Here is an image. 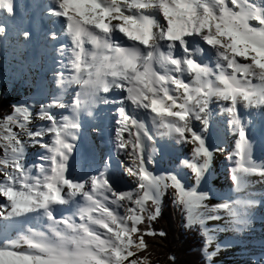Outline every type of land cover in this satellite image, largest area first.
<instances>
[{
  "label": "snow or ice",
  "instance_id": "obj_1",
  "mask_svg": "<svg viewBox=\"0 0 264 264\" xmlns=\"http://www.w3.org/2000/svg\"><path fill=\"white\" fill-rule=\"evenodd\" d=\"M53 4L51 15L63 18L73 45L70 67L76 76L71 82L79 91L74 93L72 112L101 101L118 104L115 147L132 157L126 172L137 178V186L117 190L104 173L86 179L68 174V154L73 151L69 141L76 138L80 124L67 116L58 119L50 111L65 107L60 103L42 105L39 116L47 125L27 133L44 149L33 174L23 162V142L11 127L18 122L25 129L31 113L27 106H15L14 115L5 118V142L0 144L4 151L0 193L10 207L6 218L45 217L48 231L29 229L31 234L22 238L27 251L16 250L17 240L0 244V264H146L148 255H139L149 249L146 237L166 233L142 230L140 225L158 219L170 186L176 193L173 203L186 213L185 228L198 225L206 230L208 222L226 218L221 212L242 222L245 217L240 206L230 198L211 209L216 215L205 217L194 210L212 201L210 191L186 188L173 173L149 171L144 140L155 136L136 114H154L156 135L192 145L191 159L181 163L200 182L210 172L214 152L193 122L207 126L213 106H218L239 137L227 156L235 190L244 188L253 176L264 183V159L257 162L253 158L239 115L241 107L264 111V0H53ZM0 10L13 13L11 0H0ZM117 33L130 43L121 44L115 38ZM198 42L210 48L206 50ZM87 44L94 50L89 51ZM207 51L215 58L214 64L197 59ZM186 75L191 80L186 81ZM249 77L258 78L259 83ZM114 90L120 93L118 99L103 95ZM45 135L50 142L43 141ZM215 151H220L219 146ZM77 197L87 206L68 217L54 215L56 206L78 204L79 200H73ZM254 204L248 200L242 207L247 210ZM0 215L5 213L0 210Z\"/></svg>",
  "mask_w": 264,
  "mask_h": 264
},
{
  "label": "rangeland",
  "instance_id": "obj_2",
  "mask_svg": "<svg viewBox=\"0 0 264 264\" xmlns=\"http://www.w3.org/2000/svg\"><path fill=\"white\" fill-rule=\"evenodd\" d=\"M49 5H51V4H49ZM13 33H15V31L11 32L10 34H13ZM1 41H2V38H0V42ZM0 48H2V46H0ZM29 52L30 51L23 52L21 48L8 49L7 51H5L6 56H2L1 52H0V67H1L0 68V74H1L2 70L5 72V74L3 75V78L0 77V87L2 86V84L7 83L10 87L13 88V86H16L17 80H19V79H22V80H24L25 83H28V80L22 77L24 75V71L21 72V75H18L15 68L18 67L17 62L21 61L23 59L24 55L28 54ZM239 59H240V62L245 61L244 58H239ZM25 70H27L29 72V74H31V76L33 75L32 78H35V76H34L35 68L34 67H32L31 69L26 68ZM251 78L255 79V77H251ZM33 87H35L36 89L32 90ZM17 89L19 90V87ZM22 90L23 89H21V91H16V92L21 96V99L23 101H26L27 97L24 96L25 90L24 91H22ZM28 90L30 91V93L32 95L36 92H38L39 94L44 93L43 86L42 85H36L35 83L31 84V87H28ZM43 98L47 99L45 106L49 105V103L50 104L55 103L54 97L51 99L50 96L43 94ZM31 105L34 109L36 107H39V108H36L34 110V114L31 115V119L27 122V126L23 130L24 131V133H23L24 141L21 140L23 142V150H24L23 151V158L26 157L28 152L35 150L36 147L38 146V145H35L33 143L32 138H30L27 135V133L29 131H36L37 129L39 130L42 126L47 125V123H48L47 121L40 119V116H39L41 106L43 104H34V102L31 101ZM64 110H65V107H62V108L61 107H52L50 109L51 112L55 113V115L58 119H59V115H61L64 112ZM216 110L217 109H213V111H216ZM217 111L219 112L218 115H220L221 118L209 119V123H208L209 125L207 127L203 128L202 126H204V125L201 122H194L195 124L202 127V129L199 131L203 132L202 135L205 138L206 143L208 145L212 146L213 152H214L212 160L210 161V165H209L210 172L208 173L205 180H201L200 182H198L196 175L191 171V169L186 168L181 163V161H184L186 159L187 160L191 159V157H192V151H191L192 145L185 144L184 147L188 153H183L185 151V149L184 148L179 149L180 147H182L181 144H172V146H174V147L177 146L181 152L174 153L172 150H170L171 155H170V157H168L170 160H175V162L168 164V166H172L173 164H176V163L180 164L181 167L179 169V172L176 175L178 176V178L181 180V182L184 184V186L186 188L195 187L199 191H210L212 193V195H213L212 201H205L204 206H201V207L194 210L196 214L203 215L205 217H207L209 214L216 215V213L211 212V209L214 208L215 205L219 204V202H221V201H216V199L214 197H219V198L222 197L223 193L225 191H227V188L232 187L233 190H232V193H230V197L225 198V200H229V198H230V202H235L234 199L237 196V194L239 193V191L235 190L234 185L232 184L231 180L229 179V170L232 167V162L227 159V156L233 150L234 145L236 143L237 132L233 129L232 124L230 123V118L228 117V115L226 114L227 117L225 118L222 115L223 113H221L219 110H217ZM35 115H38L39 117H36ZM252 115L255 116L258 114H257V112H254ZM39 125H41V126L38 127ZM218 136L220 138L222 137V139L218 138ZM44 140H47L49 142L50 138L45 135L43 138V141ZM172 141L173 140H171V142ZM217 146H219L220 151H215V148ZM163 149H165V151H166V148H163ZM174 150H176V149H174ZM161 151L162 150H159V152H161ZM159 152H157V153H159ZM163 153L165 154V152H163ZM124 157L126 160V164L127 163L131 164V162H129V159L132 160V157H130L127 154H125ZM162 159H164V161H166L165 155L163 157H161V159L155 158L154 160H152L153 161L151 163V165L153 164L152 170H154L155 164H158L160 166L159 169H161V166L165 167V164H164V162H162ZM23 162L25 164H29L32 167V170L36 169V167H35L37 165L36 162L32 163L27 158L23 159ZM147 165H149V163H147ZM88 167L89 166H81V169L82 170L88 169ZM166 168L167 167H165V169ZM120 170L121 171L119 172V175L121 176L122 180H124L125 182H127L129 184L137 185V178L129 176L126 172V168L123 167ZM156 170H157V168H156ZM156 170L152 171V173L154 174L156 172ZM167 174H168V172H167ZM173 174H175V173H173ZM77 178H82V177L79 174V176ZM169 184H171L170 181H169ZM168 191H169V189L166 190V194ZM2 195L3 194L0 193V210H2L3 204H8L7 198L2 196ZM61 208H63V207H61ZM9 210H10V207H7V211H9ZM262 210L264 212V206H263ZM7 211L4 212L5 215H0V228L2 226V223L3 224L5 223L4 220H7V221L9 220V222H8L9 224L7 223L6 226H4L2 229H0V234L2 235V237L4 235H6L4 233L5 228H7L10 224L12 225L14 223V220H17V219H12V220L7 219L6 218ZM64 211L67 213V215H69L66 209L62 210V212H64ZM219 214L223 215L227 218L226 213L221 212ZM262 215L264 216V213ZM33 217H35V216H33ZM36 217H39V216H36ZM226 218L224 220H226ZM257 219H259L258 216H256V218L252 221L251 226L247 227L244 230V231H246V233H238V235L235 236V238L232 237L231 239H228V240L224 238V232H223V228L221 225V223L223 224L224 220L211 221V222L207 223L205 233L209 234V241L212 243L210 245V247L212 248L213 252L220 251L213 258L214 264H262V263H264V255L261 256L259 253H255V255H253L252 251L253 250H259V248L250 247L249 249L245 250V246L244 247L241 246V248L243 250H239V248H236V245L233 244V241L237 240V242H239V239L246 238L247 237L246 235H249V237L252 238V243L255 242L256 240L260 241L259 239L262 236H264V223L262 222V220H264V218H261L259 220H257ZM19 220L20 219H18V221ZM12 228H14V227H12ZM14 230L16 231L15 228H14ZM20 231H21V228L19 226L18 232H20ZM46 231H48V230H46ZM212 237H213V239H212ZM230 240H233V241H230ZM6 242L7 241H5L4 238L2 239L0 237V244L6 243ZM222 244H223V246L230 244V246L225 247V248H221ZM248 253H251V254H248ZM132 258H135V257H132ZM259 258H260V260H259Z\"/></svg>",
  "mask_w": 264,
  "mask_h": 264
},
{
  "label": "trees",
  "instance_id": "obj_3",
  "mask_svg": "<svg viewBox=\"0 0 264 264\" xmlns=\"http://www.w3.org/2000/svg\"><path fill=\"white\" fill-rule=\"evenodd\" d=\"M4 74L5 72L2 70L0 77L3 78ZM16 91H21L20 85L16 84L12 88L4 83L0 87V144L5 142L2 138L6 135L3 128L5 118L14 115L15 106H27L32 115L34 110L39 107L34 109L31 101L34 104H43V99L38 92L32 95L25 87L24 96L27 98L26 101H23ZM11 127L17 138L24 141V129L19 127V123H13ZM3 155L4 151L0 148V157ZM3 182L4 177L0 174V184ZM171 192H174L172 188ZM171 192L170 194H172ZM168 199L165 196L161 206V214L157 220L150 224L146 222L140 225L142 230L151 228L157 232L163 231L166 235L164 237H146L149 249L146 253L139 255H148L149 259L146 264H214L212 263V256H209L210 246L207 245L205 237L201 235V228L198 225L192 229L185 228L186 213ZM173 256L175 257L174 261L170 259Z\"/></svg>",
  "mask_w": 264,
  "mask_h": 264
},
{
  "label": "bare ground",
  "instance_id": "obj_4",
  "mask_svg": "<svg viewBox=\"0 0 264 264\" xmlns=\"http://www.w3.org/2000/svg\"><path fill=\"white\" fill-rule=\"evenodd\" d=\"M48 1L50 2V0H38V3L36 4V6L39 7V5H40V8H43L42 7L43 4H45L47 6H50V5L47 4ZM51 5L54 6V4H51ZM5 17H6V14H5L4 10H0V19L3 18L4 22L7 24L8 22L5 21V19H4ZM9 30H10V33L15 31V29H14V27L12 25H9ZM118 34L119 33L116 34V37H117ZM37 52H38V50L35 49V53L36 54H37ZM239 61H240V59H239ZM161 71H163V70L161 69ZM187 77H188L187 75L184 77V79L186 81H188ZM148 114L151 117H152V115H154V114H150V113H148ZM138 117L139 118L143 117V113L141 112V114L138 115ZM80 130L81 129L78 128L76 130V134H79ZM133 131H134V129H133ZM152 134L155 136L154 140H147V139L144 140V158L146 160V164H147V161L149 160V158L151 160L155 159V155L157 154V152H159V150H162L163 152H165V149H163V148H165V144L161 148L160 144L162 143L163 139L156 135V128L153 129ZM218 138H220V137L218 136ZM170 139L173 140V137H171ZM249 142H250V144L252 146V156H253V158L257 162H259L260 160L264 159V151L262 149H258V146L264 144V140L263 139L256 140V139L251 138V139H249ZM172 147H174V146H172ZM175 148H176V150H179L181 148H184V146L182 145V147H180L179 149H178L177 146ZM102 149H103V147H101V146L97 147V150L99 152L102 151ZM162 162H164V159H162ZM128 165H129V163H128ZM150 167H151V163H149V171H151V172L156 170V168H157L156 172L154 173L155 175H166L167 172H168V174L170 173L167 168H166L167 170L165 169V167L161 166V169H159L160 166L158 164H155L154 170H152ZM94 168H95V165H91V166L88 167V169H83L80 172L81 177L83 179L88 178L89 175L94 171ZM106 173H107V175L109 174L108 171H106ZM248 200L255 201V204L252 207H250L247 210H245L242 207V205L245 202H247ZM219 201L225 202L226 200L224 198V200H219ZM234 201L237 203L238 206H240V211H241L242 215L245 217V219L242 222H240V221H237V220H234V219H231V218H226V220H224L223 224L221 223L222 228H223V232H224V238L227 239V240L231 239L232 237L235 238V236H237L238 233H246V231H244V230L247 227L251 226L252 221L256 218V216L259 217V216H261L263 214V210L262 209H263L264 205L262 204V201H264V183H261L259 181L258 177H255V176L250 177L249 178V183L244 188L239 190V193L235 197ZM221 202H219V203H221ZM61 207L64 208V206H60V209H63ZM39 218H41V216H39ZM34 220H36V217H29V219L27 221L33 222ZM18 225L21 228V225L18 222V219L14 220V223L12 225L10 224L7 228H5V232L4 233L6 235H9V233L12 230H14V228L16 229V231H18L19 230V226ZM12 227H14V228H12ZM44 232H47V231L45 230ZM246 236L247 237L244 238V239H242V238L239 239V242H237V240H235V241L230 240V241H233V244L236 245V248H239V250H243L241 248V246L242 247L245 246V250L249 249L250 247H253V248L262 247V248H259V250H253L252 252H253V255H255V253H259L261 256H263L264 255V246L257 245V244L251 245L252 238L249 237V235H246ZM257 241L258 240H256L255 242H257ZM222 246H223V244H222ZM248 254H251V253H248ZM259 260H260V258H259ZM262 264H264V263H262Z\"/></svg>",
  "mask_w": 264,
  "mask_h": 264
},
{
  "label": "clouds",
  "instance_id": "obj_5",
  "mask_svg": "<svg viewBox=\"0 0 264 264\" xmlns=\"http://www.w3.org/2000/svg\"><path fill=\"white\" fill-rule=\"evenodd\" d=\"M18 47H19V44L14 48V49H18ZM134 51H136L137 53H138V49H136V50H134ZM1 68V67H0ZM15 70H16V72H17V74L18 75H20L21 73H20V71L18 70V68L16 67L15 68ZM24 78V77H23ZM31 82L30 81H28V83H25L24 82V80H22V79H19V80H17V85H20L21 86V89H23L22 91H24L25 90V87H31ZM34 89H36L35 87H33V89L32 90H34ZM29 91V90H28ZM30 92V91H29ZM105 95H107V94H105ZM119 95H120V93H119ZM107 109H105L104 110V112H103V118H106V117H109V116H111V115H113V114H116L117 113V107H118V104H115V103H109V104H107ZM101 110H103V108H101ZM101 112V111H100ZM36 117H37V115H35ZM34 151V150H33ZM33 151H31V152H28L27 153V155H26V157L25 158H23V159H28L29 161H31L32 160V158L34 157V155L35 154H33ZM188 153V152H187ZM126 154V153H125ZM130 158V157H129ZM129 162H131V159H129ZM122 163L123 164H126V160H125V157H124V159H122ZM121 163V164H122ZM128 164V163H127ZM170 192H171V189H170V187H169V191L167 192V194L165 195L166 197H168L172 202H173V199H171V198H173L174 196H175V192H171L172 194H170ZM171 195V196H170ZM3 196V195H2ZM165 198V197H164ZM6 200V199H5ZM164 200V199H163ZM7 201V200H6ZM8 204H3L2 205V211L3 212H6L7 211V207H9V202H7ZM200 228V227H199ZM205 229H202L201 228V232H202V237H205V239H206V241H207V245L208 246H210L212 243L209 241V234H207V233H205ZM209 242V243H208ZM214 242V241H213ZM217 253H215V252H213L212 251V248L210 247V252H209V256H212V263H214V260H213V258H214V256L216 255Z\"/></svg>",
  "mask_w": 264,
  "mask_h": 264
}]
</instances>
